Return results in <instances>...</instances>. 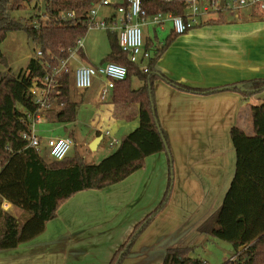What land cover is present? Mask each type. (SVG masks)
<instances>
[{"label":"crops","instance_id":"obj_1","mask_svg":"<svg viewBox=\"0 0 264 264\" xmlns=\"http://www.w3.org/2000/svg\"><path fill=\"white\" fill-rule=\"evenodd\" d=\"M111 8L103 17L114 14ZM234 10L197 17L195 26L179 34L155 69L177 83L206 90L264 78V11L257 6ZM213 19L217 21L209 22ZM147 27L154 34L166 29L153 24ZM100 63L82 61L79 65ZM103 88L104 81L96 78L94 88L75 102L78 112L80 104L92 105L89 98L95 94L99 102L95 135L102 133L101 142L112 129L110 138L117 139L120 133L117 141H121L139 126V113L133 121L116 116L113 90L107 102L100 97ZM263 101L264 91L246 97L229 89L199 93L163 79L155 82L157 113L169 135L174 159L172 191L168 204L138 237L122 264H163L170 248L194 245L197 250L210 242L198 228L221 207L235 176L237 155L231 128L240 125L252 134L250 108ZM56 114H48L43 122L53 124ZM55 131L45 126L39 130L45 140L66 136ZM169 181L167 154L151 155L119 182L74 194L41 235L15 249L0 250V264H110L137 223L161 202ZM4 202L11 211V203Z\"/></svg>","mask_w":264,"mask_h":264},{"label":"trees","instance_id":"obj_2","mask_svg":"<svg viewBox=\"0 0 264 264\" xmlns=\"http://www.w3.org/2000/svg\"><path fill=\"white\" fill-rule=\"evenodd\" d=\"M43 1L44 20L39 26H33L8 14V11L26 10L32 0H0V64H8L1 46L12 31H24L43 52L40 57H31L18 73L9 70L0 75V250L15 249L41 235L47 223L56 218L59 207L77 192L117 183L142 167L147 157L165 152L170 170L167 191L158 206L137 223L113 255L110 264H122L138 237L168 204L172 191L174 159L169 135L157 113L155 82L163 79L179 89L199 93L229 89L250 97L264 91V78L208 90L189 87L170 80L155 69L161 56L179 36L174 30L162 44H153L145 38V49L151 53L148 70L131 62L120 47L117 32L108 31L110 52L102 63L116 62L127 67L126 78L116 81L113 89L111 102L115 115L133 121L138 112L139 126L99 164L87 162L80 152L63 160L47 161L22 137L27 129L23 122L25 113L37 110L31 88L45 76L48 65L51 68L60 66L76 48L86 61L87 56L78 44L89 31L86 22L90 10L101 0ZM127 2L123 0L113 6L112 21L118 17L116 9ZM142 5L149 17L172 14L188 19L186 0H142ZM32 6L41 8L39 0ZM67 12H74L75 18L64 19ZM212 21L217 19L209 22ZM70 79V75L62 74L55 93L58 102L64 103L55 116L60 124L73 123L78 116V104L71 98ZM134 79L142 83L139 88L133 87ZM250 120L252 134L240 125L231 128L237 155L235 176L221 207L198 228L200 235L233 245L235 257L222 264H264V101L251 106ZM96 135L99 137L102 133L98 131ZM4 201L20 210V216L5 211L2 207ZM195 251L194 245L170 248L163 264H209L195 256Z\"/></svg>","mask_w":264,"mask_h":264},{"label":"built area","instance_id":"obj_3","mask_svg":"<svg viewBox=\"0 0 264 264\" xmlns=\"http://www.w3.org/2000/svg\"><path fill=\"white\" fill-rule=\"evenodd\" d=\"M170 1V0H168ZM123 2V1H122ZM120 2V3H122ZM190 13H187L188 19L182 16L172 14H159L152 17L147 16L143 8L142 0H128L126 4L120 5L116 9L117 18L112 15L99 18V8L113 7L112 0H101L92 8L87 17V26L90 29L102 28L107 31L117 32L121 49L128 54L129 60L148 70L147 61L151 53L145 49V37L143 28L149 24L156 27H163L166 20L173 24V30L178 34H183L193 28L196 24V18L211 13H218L223 10H234L241 7L257 6L264 11V0H186ZM232 6H234L232 8ZM64 19L75 18L74 12H67L63 15ZM111 19V23H109ZM83 40L79 41L78 48L83 46ZM77 48L71 51V56L62 61L58 67L48 65L45 76L37 85L31 88L34 102L37 105L35 112L25 113L23 122L27 129L22 137L28 142V146L42 153L46 147L48 155L54 160H63L69 156L74 146V140L70 136H53L46 140L40 135L38 125L45 120V117L56 111L58 113L64 106L59 103L55 97L58 90L59 78L62 74H71L69 60L77 53ZM43 55L41 48L36 51L37 57ZM71 76V75H70ZM127 76V67L116 62L100 63L98 65H80L75 69V84L80 90H88L93 86L96 78L104 81V88L101 92V100H107L109 93L114 89L115 82L125 79ZM58 110V111H57ZM110 136V131L105 132ZM117 139L111 138L110 145L114 146Z\"/></svg>","mask_w":264,"mask_h":264},{"label":"rangeland","instance_id":"obj_4","mask_svg":"<svg viewBox=\"0 0 264 264\" xmlns=\"http://www.w3.org/2000/svg\"><path fill=\"white\" fill-rule=\"evenodd\" d=\"M36 0H32V4L26 10L21 11H8L9 15L16 18L23 24L27 25H37L39 26L41 20H44V1L39 0L41 8L35 9L33 8V4ZM114 3H120L123 0H112ZM234 6H232L233 8ZM237 9V8H235ZM113 11L111 7H101L99 8V18H103V15L110 14ZM235 11V10H234ZM187 13H190V10H187ZM44 23V22H43ZM165 30L159 29L157 34H154L153 29L145 26L143 28L144 37L151 40L153 44H158L159 42H163L164 39L168 36V34L172 30V23L170 20H166L163 25ZM160 28V27H158ZM156 35V36H155ZM158 37V38H157ZM83 49L87 54L86 61L88 63H100L106 59L108 53L110 52V42L108 39V31L102 28H93L90 29L83 39ZM1 49L4 55L8 59L7 65L0 64V75L7 73L11 70L14 74L18 73L21 69L25 68L27 61L36 55V51L39 49V46L28 38L27 34L24 31H12L8 33L6 40L3 42ZM84 62L81 55L75 53L74 56L69 60V67L71 69V98L74 102H81L83 97V92L86 90H80L76 87L75 84V69L80 66L81 62ZM95 85V81L93 83V88ZM142 83L134 79L133 87L139 88ZM90 89H93V88ZM89 90V89H88ZM91 94H87V98H89ZM110 96V95H109ZM108 96L107 102L110 101ZM97 96L93 94V97L89 99L92 102L90 106H83L80 104V110L78 112L77 120L73 123H69L67 125H62L58 122H54L53 124H47L43 122L38 125V130L43 129L45 126L48 129L55 128V134H61L70 136L74 140V146L69 153V156L74 155L77 152L82 153L86 161L92 164H99L104 158L113 153L119 146L120 140H118L114 146L110 145L111 138L110 136H104L101 142H99L97 148L93 150L91 148V144L97 138L95 135V131L93 130V125L98 121V108L99 102L96 99ZM106 101V100H105ZM103 101V102H105ZM53 121H56L55 116L52 117ZM110 131L113 132L111 129ZM114 133V132H113ZM122 136L119 133L116 138L120 139ZM47 161L53 160L52 157L48 155L46 147H44L41 153ZM9 204L6 202L3 203L2 207L5 211H8L16 216H20V210L16 209L11 204V211L8 209ZM13 206V207H12ZM208 239V237H204ZM210 242L202 243L198 246L195 256L205 259L209 262V264H222L225 259H230L233 255H235V249L233 245L227 241H223L218 238H210Z\"/></svg>","mask_w":264,"mask_h":264},{"label":"water","instance_id":"obj_5","mask_svg":"<svg viewBox=\"0 0 264 264\" xmlns=\"http://www.w3.org/2000/svg\"><path fill=\"white\" fill-rule=\"evenodd\" d=\"M223 3H224V0H222V4H223ZM34 85L36 86L37 84H34ZM100 140H101V136L97 137V138L94 140V142L91 144V148H92L93 150H95V149L97 148V146H98Z\"/></svg>","mask_w":264,"mask_h":264}]
</instances>
